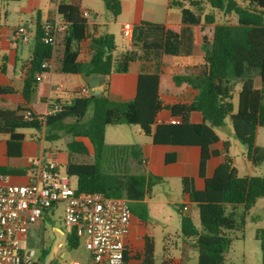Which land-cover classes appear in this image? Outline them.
I'll use <instances>...</instances> for the list:
<instances>
[{
    "label": "trees",
    "instance_id": "16d2710c",
    "mask_svg": "<svg viewBox=\"0 0 264 264\" xmlns=\"http://www.w3.org/2000/svg\"><path fill=\"white\" fill-rule=\"evenodd\" d=\"M18 2L19 0H0ZM81 0L60 2L56 12L67 25L61 38L62 59L60 73L63 75H103L109 77L114 70L121 71L123 63L139 59L158 60L162 55H177L181 52V27L198 26L202 23L213 25L211 36H202L203 63L195 71L167 77L168 83L190 86L197 90L189 102L165 104L159 97L161 75L140 74L137 77L135 95L124 103L110 101L106 94L99 98L77 96L69 104L60 106L54 113L40 116L29 107L38 81L42 74L50 71L42 68L50 62L55 50L44 42V24L36 20L34 47L24 63L21 87L0 85V97L18 93L23 103L13 108H0V134H6V155H21L22 131L34 129L44 131L45 139H57L53 130L62 131L70 137L67 148L70 154L87 155L82 141H89L93 148V162L74 163L68 161L64 172L77 180V192H99L106 197H124L138 202L149 197L153 180H160L145 171H116L107 159L109 151L115 148L121 155L134 151L133 160L141 159L136 145L121 148L108 147L105 130L112 125H135L156 145L199 147L198 174L203 178V187L197 190L191 178H181V194L188 201L178 207L181 213L180 232L182 248L179 252L181 264H189L187 249L196 252L195 264H225L224 254L231 239L227 232L241 230L235 219V208L241 205L246 213L260 197H264V177L239 176L231 161L226 158L217 165L210 177H205L208 161L226 152L228 143L214 132L222 128L226 117H230L235 138L247 146L246 158L253 165L264 162V148L255 145L256 132L264 127V0H186L188 6L181 8V24L163 25L142 21L133 29L132 40L139 44L140 55L129 51L119 61L118 69L113 68L112 56L116 48L111 34H98L80 8ZM105 9L115 19L121 14L120 0H102ZM206 8L216 10L226 21L216 23L213 14L205 13ZM235 17L234 21L230 17ZM87 40L86 59L80 60L81 43ZM258 78L259 87H254ZM241 81L237 107L234 111L232 88ZM91 113L87 116L88 109ZM167 110L176 123H157L162 111ZM200 113L202 121L191 123L190 116ZM71 122L66 123V119ZM120 149V150H119ZM168 161V160H167ZM14 174L7 166H0V174ZM194 206L199 227L194 224L185 206ZM260 244L261 262L264 264V229L256 233ZM68 245L74 247L78 237L71 230L66 236ZM140 262L155 264L154 242L151 233L146 232ZM47 252H41L42 264ZM124 251L123 264L128 262ZM139 259L140 257H135ZM172 257L163 248L162 264H169Z\"/></svg>",
    "mask_w": 264,
    "mask_h": 264
},
{
    "label": "rangeland",
    "instance_id": "374dc122",
    "mask_svg": "<svg viewBox=\"0 0 264 264\" xmlns=\"http://www.w3.org/2000/svg\"><path fill=\"white\" fill-rule=\"evenodd\" d=\"M40 20L45 21L49 13L54 10V2L52 0H38ZM124 3L131 1L129 8L125 9L117 18H113L105 9L102 0H81L80 8L86 17L97 25L98 33H108L114 38L116 49L112 56L114 59L113 68L118 69L119 62L116 60L117 54L123 52L127 45V40L121 34V29L125 23L134 24L135 17V0H122ZM62 3H69V0H63ZM169 2L170 15H177V3H184L183 0H142L139 4L143 14L144 22L159 23L164 18L165 10L163 5ZM25 4V2H24ZM17 2L0 1V22L6 21L7 26H16L19 21L26 24L32 32H34L33 20L36 18V13L20 14L17 12ZM4 11L7 15L4 17ZM205 13L213 14L216 22H222L221 14L211 8H206ZM20 18V19H19ZM233 21L235 17H233ZM205 24V29L211 28ZM201 32L197 27L191 32V43L193 49H197L201 44ZM33 38L28 40L27 46L33 45ZM26 45V44H24ZM28 54V53H26ZM28 56V55H27ZM21 55L18 57V64L27 57ZM55 82V79H54ZM241 81L237 80L232 88V103L234 111L237 107L238 91ZM254 87H258V78L254 81ZM59 96V95H57ZM91 113L89 108L87 116ZM71 119H66L65 122H70ZM57 139H45L44 131L28 129L25 131L29 137V141L33 143L34 150L25 152L24 159L30 156L37 155L40 150H45L53 161L57 164L59 170L64 172V166L68 161L74 163L88 162L87 155L70 154L67 148V142L70 137L62 131L53 130ZM214 132L228 143L226 151L230 158L232 166L237 170L239 176H261L264 177V162L253 165L246 158V146L242 145L234 136L230 117H226L222 128H215ZM138 131L135 125H112L107 126L105 130V143L108 147L121 148L124 144L138 143L139 140L145 139ZM30 136H37L40 139L34 138L30 140ZM43 136V138H42ZM255 145L264 148V127H259L256 132ZM120 150V149H119ZM114 148L110 157L107 159L110 167L116 171H122V167H128V170L138 171L139 165L136 163H128L120 153ZM5 143L0 142V157H4V164H14L16 159L4 156ZM90 157V156H89ZM90 163V162H89ZM142 167V165H141ZM143 169V168H142ZM72 187L75 188L77 180L71 177ZM183 196L181 194V181L177 178L168 176L166 181L153 180L151 194L143 201L132 202L131 210L136 214V217L145 222V231L151 233L154 242V262L162 264L163 248L168 249L171 257L177 258L173 261L174 264H180L179 252L182 248V236L180 232L181 213L178 207L182 205ZM62 203H58L48 211L44 217L41 227L38 230H31L25 236V241L22 244L25 252L30 251L31 262H39L41 252L45 250L48 254L42 264H71L77 261L86 264L89 261L90 254L84 246V240L78 239V243L74 247L68 245L66 236L68 228L63 221ZM191 217L194 224L199 227V219L196 209L191 212ZM235 219L237 223L242 224L241 230L229 231L228 236L231 239V244L225 252V264H262L261 250L259 241L256 238V233L260 229H264V197L256 200L255 204L245 213L241 205L235 208ZM144 232V230H143ZM56 248V249H55ZM187 255L190 258L189 264L196 263V252L193 249H187Z\"/></svg>",
    "mask_w": 264,
    "mask_h": 264
},
{
    "label": "crops",
    "instance_id": "0c3cea01",
    "mask_svg": "<svg viewBox=\"0 0 264 264\" xmlns=\"http://www.w3.org/2000/svg\"><path fill=\"white\" fill-rule=\"evenodd\" d=\"M52 1L55 4L54 10L48 14L44 22L40 20L38 0H19L17 2L18 9L16 13H18V16H20V14H25V12L36 13V18L33 20L34 32H32L31 29L21 21H19L16 26H7L6 21L0 22V85H9L13 86L16 90L20 89L21 81L23 79L24 63L29 58L34 47V43L30 47H28V41L23 42L21 40H17L16 45L14 46V33L18 27L24 26L29 33V39L33 38L34 42L36 20L39 19L41 24L52 20L55 15H57V5L63 0ZM183 1L187 5L189 4L188 1ZM120 2L122 7L121 12L125 9V6L129 8L131 4V1H127L126 3H124L122 0H120ZM141 2L142 0H135L136 20L134 21V24H132L134 28L140 25L142 21H144L141 6L139 5ZM169 6V2H166L163 5V9L165 10L164 18L161 20V22L156 24L179 26L181 24L180 11L182 7H186L185 4L183 5L182 3H177L176 7H178V13L177 15L173 14L171 16H169L171 14ZM6 15L7 12L4 11V17ZM221 18L223 19L222 22H224L227 20L228 17ZM230 20L233 21V18L230 17ZM92 24L95 25V28L93 29V27H90V30H95V32L98 33L97 25L94 22H92ZM205 24L206 23H202L198 26L181 27V52L177 55L164 54L158 60L139 59L138 57L132 61L123 63V65L121 66V71L114 70L109 77H105L104 83L102 85L101 94H106L107 98L114 103L128 102L132 100L135 95L138 75L158 73L161 75L159 97L165 104L191 101L196 96L197 90L185 85L176 87L168 83L167 77L174 75H182L188 71H195L196 67L200 66L203 63V52L201 49L202 36L207 35L210 37L213 28V25L208 24L207 26L210 25L211 28L205 29ZM197 27L200 28L201 32V44L200 46L198 45L197 49L194 50L191 43V32ZM126 40L127 45L125 50L117 54L116 60L118 62L121 60L122 55L129 51L137 52V55L141 56L139 44L135 43L132 39L126 38ZM87 43V40L81 43L80 54L78 56V59L80 60L86 59L88 57L86 47ZM115 50L117 49L115 48ZM22 54L28 56L23 59L21 61V65H19L18 57ZM61 59L62 47L61 45H59L55 51L54 57L50 61V71L41 75L37 84L36 92L33 98L31 99V103L29 105V107L32 108L37 115L45 116L48 110L50 109L51 105L53 104H59L60 106L69 104L77 96H80L79 89L83 86H86L85 82L82 79V75H63L60 73ZM22 103L23 100L18 93L0 97V108H13L16 105H21ZM171 119L173 118L170 116L169 111L164 110L160 113L157 123H168ZM190 121L191 123H200L202 121L201 114H192L190 116ZM25 131L26 130L22 131L24 136L21 143V155L19 157H8L6 155V141L9 139V136L6 134H0V142L5 143L4 156L18 160L15 161L14 164H4V157H0V166H7L9 168L14 169L15 173L9 175L11 176V181L17 184H26L29 182L28 171L30 169V162L32 159L39 157H43L45 159L51 158L48 155V152H46L45 150H40L37 155L30 156L24 159L25 152L29 150H34L33 143L29 141V137L26 135ZM138 131L141 134L139 136H144L145 139H140L138 143L124 144V146L136 145L137 147H139L141 159H132L134 151H128L125 153V155L122 156H124L123 158H125L124 161L128 163H136L137 165H139V170H128V167L125 168V165L122 167V169L133 173L145 171L146 173L152 174L153 176L159 178V181L164 182L166 181L168 176L177 178L180 181L181 178L188 177L193 179L195 188L197 190L202 189L203 178H200L198 174L200 154L199 147L156 145L153 144L151 138L145 136L139 130V128ZM34 138H36L37 140L40 139L37 136H30V140H33ZM77 139L82 141L88 150L87 160L90 161L82 163L93 162V148L89 141L84 138ZM226 158L230 160L226 152H222L219 156L211 158L206 166L205 177H210L213 174L215 167ZM141 165L144 166V169H142ZM132 202L133 201H131V203ZM181 203L183 205H187L188 201L185 197H183ZM185 207L187 209L186 211L190 214L193 209H195L194 206L190 205ZM49 210L50 209L43 211L40 220L36 224L30 226L28 232L31 230H38L41 227L44 217L48 214ZM144 227L145 222L136 217V214L132 212L130 233L125 238V250L126 252H128L127 256L129 259L126 264H137L140 262L141 254L143 252L144 247L143 237L147 232L145 231ZM135 257L140 258L136 259ZM172 259L173 261L177 260V258L173 257ZM169 264H174V262H172L171 260Z\"/></svg>",
    "mask_w": 264,
    "mask_h": 264
},
{
    "label": "built area",
    "instance_id": "2783aa9c",
    "mask_svg": "<svg viewBox=\"0 0 264 264\" xmlns=\"http://www.w3.org/2000/svg\"><path fill=\"white\" fill-rule=\"evenodd\" d=\"M86 13H84L85 15ZM67 25L60 15L44 24V42L53 50L61 44ZM133 25L125 23L121 34L132 39ZM24 26L16 29L13 44L17 40L28 41ZM50 62L41 67L49 68ZM80 96L91 95L88 87L79 89ZM60 109L51 105L47 114ZM169 122L176 123V119ZM29 182L17 184L9 174H0V264H29L30 251L22 244L29 227L36 224L44 210L58 203L64 205L63 221L68 230L84 240L90 254L86 264H123L125 238L131 229V201L124 197H106L99 192H77L71 177L61 172L51 158H34L30 162ZM71 264H81L73 261Z\"/></svg>",
    "mask_w": 264,
    "mask_h": 264
},
{
    "label": "water",
    "instance_id": "95a60500",
    "mask_svg": "<svg viewBox=\"0 0 264 264\" xmlns=\"http://www.w3.org/2000/svg\"><path fill=\"white\" fill-rule=\"evenodd\" d=\"M82 79L85 82L86 86L89 88L91 95L95 98H99L101 96L102 85L105 80V76L103 75H82ZM247 149V146H246ZM144 169V166L142 165Z\"/></svg>",
    "mask_w": 264,
    "mask_h": 264
}]
</instances>
